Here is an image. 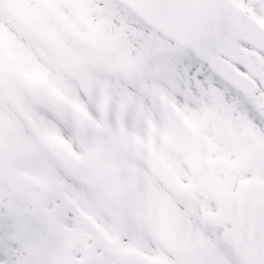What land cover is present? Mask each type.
Segmentation results:
<instances>
[{"label":"snow or ice","instance_id":"obj_1","mask_svg":"<svg viewBox=\"0 0 264 264\" xmlns=\"http://www.w3.org/2000/svg\"><path fill=\"white\" fill-rule=\"evenodd\" d=\"M0 264H264V0H0Z\"/></svg>","mask_w":264,"mask_h":264}]
</instances>
